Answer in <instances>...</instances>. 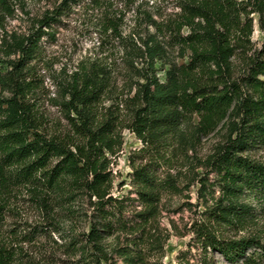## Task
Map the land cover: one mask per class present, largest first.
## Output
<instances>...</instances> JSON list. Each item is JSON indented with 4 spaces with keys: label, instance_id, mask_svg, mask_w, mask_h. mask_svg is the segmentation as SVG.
<instances>
[{
    "label": "trees",
    "instance_id": "1",
    "mask_svg": "<svg viewBox=\"0 0 264 264\" xmlns=\"http://www.w3.org/2000/svg\"><path fill=\"white\" fill-rule=\"evenodd\" d=\"M77 6L92 11L106 55L60 74L50 102L61 117L52 121L44 38ZM176 8L160 19L142 12L125 33L118 0H60L19 32L7 27L14 0H0V264H44L57 256L49 238L77 264H153L169 239L165 197L184 189L172 168L218 130L224 141L198 162L217 177L200 179L204 195H221L191 226L193 242L202 264H264L263 238L221 232L254 217L246 198L264 201V162L251 155L264 149V49L252 43L264 0H176ZM125 130L142 147L130 157L132 190L118 196ZM18 187H29L37 223L9 222ZM27 244L44 250L33 255Z\"/></svg>",
    "mask_w": 264,
    "mask_h": 264
},
{
    "label": "rangeland",
    "instance_id": "2",
    "mask_svg": "<svg viewBox=\"0 0 264 264\" xmlns=\"http://www.w3.org/2000/svg\"><path fill=\"white\" fill-rule=\"evenodd\" d=\"M60 0H14L16 5L15 17L8 20V29L25 32L31 26L34 18L41 17L46 10L52 9ZM119 7L126 11L125 33L130 32L136 24L137 18L142 12H150L160 19L176 13V0H118ZM90 13H86L81 6H77L74 12L64 17L63 23L56 27V36L45 37L44 46L49 64L44 65L41 74L45 79L43 101L46 103V111L52 115V121L61 117L57 107L50 102V97L58 93L57 78L64 71L72 72L76 70L79 62L88 58L103 57V51L99 48L100 33L94 24V18ZM255 31L252 37L254 50L264 49V18L259 14H254ZM153 30V28H151ZM253 52L250 54L252 55ZM242 60L237 63L242 65ZM3 62L0 61V67ZM163 79L162 72L159 73ZM124 148L114 162V170L117 175L115 195L121 196L132 190L131 154L142 147V142L129 130L124 131ZM224 141V132L219 130L202 140L196 151H191L189 156L183 155L176 160L172 172L181 180V187L184 188L179 194L165 197V209L161 217L162 229L169 232L164 252L154 256L153 264H202V249L193 242L194 233L191 226L198 220L206 217L207 208L213 206L216 199L220 197L221 191L216 188L206 197L200 179L209 175L211 184L216 182V175L201 166L198 162L205 159L214 152L216 145ZM256 159L264 162V149L251 152ZM137 160L139 158L137 157ZM124 182L123 185L121 183ZM186 186H190L186 189ZM135 196V195H134ZM29 187L15 188L10 196L12 212L9 222L29 221L37 223L41 213L31 199ZM253 209L254 217L245 224L244 229L222 227L221 232L233 237L257 236L264 239V201L254 198L244 200ZM84 221L75 223L78 230H83ZM10 228V226H8ZM54 239H60L58 234L53 235ZM45 242L50 252H56V257H48L44 264H77L78 258L68 257L65 254V247L54 244L52 238ZM44 244V243H43ZM33 252V255L40 253L44 247L40 245H26ZM42 262L45 257H39ZM219 264H227L219 258ZM107 264V263H104ZM113 264H125L122 259L115 258Z\"/></svg>",
    "mask_w": 264,
    "mask_h": 264
}]
</instances>
